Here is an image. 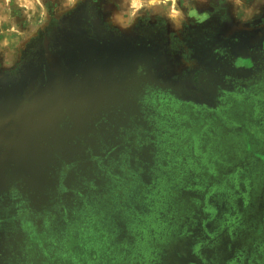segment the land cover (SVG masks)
I'll use <instances>...</instances> for the list:
<instances>
[{
	"label": "rangeland",
	"instance_id": "1",
	"mask_svg": "<svg viewBox=\"0 0 264 264\" xmlns=\"http://www.w3.org/2000/svg\"><path fill=\"white\" fill-rule=\"evenodd\" d=\"M5 2L0 264H264V0Z\"/></svg>",
	"mask_w": 264,
	"mask_h": 264
},
{
	"label": "crops",
	"instance_id": "2",
	"mask_svg": "<svg viewBox=\"0 0 264 264\" xmlns=\"http://www.w3.org/2000/svg\"><path fill=\"white\" fill-rule=\"evenodd\" d=\"M22 6L28 10H32V14L29 15L30 27L37 26H46L52 18H58L64 11L72 8L78 0H61L56 4H52L51 8L48 9L43 4L41 0H22ZM53 2V0H51ZM157 1L164 2L165 0H118L120 4L119 7H116L113 11L115 15H119L117 19H125L126 15L131 16V18H139L146 11L154 10L152 5H156ZM27 2L26 5H24ZM155 7V6H154ZM50 10V11H49ZM37 12V13H34ZM15 22V19L10 17L9 8L5 0H0V27L1 28H10ZM17 27V26H16ZM13 34H9L11 36ZM34 33L32 31H19L16 32V44H22L25 42L28 37H32Z\"/></svg>",
	"mask_w": 264,
	"mask_h": 264
},
{
	"label": "trees",
	"instance_id": "3",
	"mask_svg": "<svg viewBox=\"0 0 264 264\" xmlns=\"http://www.w3.org/2000/svg\"><path fill=\"white\" fill-rule=\"evenodd\" d=\"M92 5V4H91ZM90 4L89 6L86 7V9L84 11H82L81 13L77 14L79 16H82L83 18L85 17V15H88L89 12H92V10L96 11V7H92ZM99 9V6L97 7V10ZM89 10V12L87 11ZM68 18L71 17V15L67 16ZM132 42V41H131ZM133 43H135V41H133Z\"/></svg>",
	"mask_w": 264,
	"mask_h": 264
}]
</instances>
